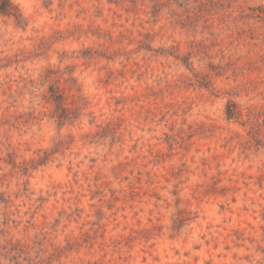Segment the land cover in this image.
Masks as SVG:
<instances>
[{
    "label": "clouds",
    "instance_id": "obj_1",
    "mask_svg": "<svg viewBox=\"0 0 264 264\" xmlns=\"http://www.w3.org/2000/svg\"><path fill=\"white\" fill-rule=\"evenodd\" d=\"M261 176L264 0H0V264H264Z\"/></svg>",
    "mask_w": 264,
    "mask_h": 264
},
{
    "label": "rangeland",
    "instance_id": "obj_2",
    "mask_svg": "<svg viewBox=\"0 0 264 264\" xmlns=\"http://www.w3.org/2000/svg\"><path fill=\"white\" fill-rule=\"evenodd\" d=\"M109 2H112V0H109ZM49 91L51 92L52 89H49ZM210 131L214 133V131H216V130L215 129H212ZM212 138H213L212 135H209V134H201V133L192 134V135H189V137H188V139H189V141L191 142L192 145H195V144L200 143V142H202L204 140H209V139H212ZM167 147L168 148H172L173 146L172 145H167ZM262 179H264V176H261V177H258L257 178L258 182L260 180H262ZM211 194L212 195H217V196H222V195L225 194V192L223 190H221L220 192L213 191ZM233 203H235V198H233ZM221 209H223V205H221ZM239 219L241 221H243V217H239ZM233 234L236 235V232L234 231Z\"/></svg>",
    "mask_w": 264,
    "mask_h": 264
}]
</instances>
